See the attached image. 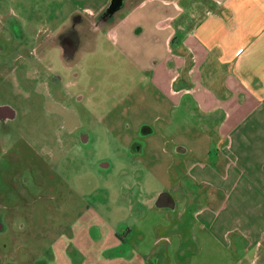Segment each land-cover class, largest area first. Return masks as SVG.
<instances>
[{
  "label": "rangeland",
  "instance_id": "obj_1",
  "mask_svg": "<svg viewBox=\"0 0 264 264\" xmlns=\"http://www.w3.org/2000/svg\"><path fill=\"white\" fill-rule=\"evenodd\" d=\"M73 9L69 0H0V105L19 114L8 133L0 130V156L11 159L12 167L31 164L42 172L34 178L36 190L26 195L11 188L10 169L0 173V207L8 226L0 239L15 255L25 246L34 259L49 242L39 232L42 225L70 224L90 208L116 233L129 228L136 247L150 248L155 236L166 242V213L149 201L161 192L177 194L176 178L215 148L207 134L198 132L209 120L202 124L205 118L190 105L186 117L159 98L120 54L115 40L107 38L102 20H91L90 31L101 32L88 33L73 57L65 58L57 28L72 27ZM214 122L210 118L211 126ZM81 132L87 141L78 138ZM182 148L186 153H180ZM15 221H20L18 231ZM206 239L185 255L169 248L170 264L240 260L228 247L231 236L226 244V239Z\"/></svg>",
  "mask_w": 264,
  "mask_h": 264
},
{
  "label": "crops",
  "instance_id": "obj_2",
  "mask_svg": "<svg viewBox=\"0 0 264 264\" xmlns=\"http://www.w3.org/2000/svg\"><path fill=\"white\" fill-rule=\"evenodd\" d=\"M123 1L106 21L111 0H69L71 23L102 16L107 38L159 98L186 117L190 105L202 124L209 120L198 132L215 148L176 178L177 194L161 192L149 201L166 213V242L155 236L150 248L136 247L129 228L116 233L90 208L70 224L42 225L49 242L38 259L21 245L15 255L0 241V264H170L169 248L185 255L206 244L205 237L226 244L230 236L237 264H264V0H198L195 7V0ZM57 29L64 31L62 24ZM100 32L94 28L92 35ZM5 227L0 218V231Z\"/></svg>",
  "mask_w": 264,
  "mask_h": 264
},
{
  "label": "flooded vegetation",
  "instance_id": "obj_3",
  "mask_svg": "<svg viewBox=\"0 0 264 264\" xmlns=\"http://www.w3.org/2000/svg\"><path fill=\"white\" fill-rule=\"evenodd\" d=\"M102 17V16H101ZM100 17V18H101ZM75 20L72 23V27L68 30H64L63 32H60V36L58 37L59 44L62 47L63 55L67 59H71L78 50L80 46H82L87 39H89V34H93V31H90V23L87 18L83 16L74 17ZM99 18V20H101ZM14 23V22H12ZM92 27V26H91ZM14 30V33H17V36H19L18 27L16 28L15 23L12 24L11 27ZM19 114L17 115L15 111H13L8 105L2 104L0 105V130L8 133L9 131V125L15 121L18 120ZM78 138L83 141L88 140V135L81 132L78 133ZM11 159H5L0 156V173H2L4 170L9 171L14 174L10 180L11 188L14 189V192L23 193L26 195V193H29L32 190H36V186H38L35 183V179L38 175V179L40 178V175L42 172H40V169H37L29 164L28 167L22 168L20 165L17 167H12L14 164L10 163ZM17 168V169H15ZM17 189V190H16ZM19 189V191H18ZM10 196V194H9ZM4 207H0V218L4 220ZM2 234L8 233V228L5 227L2 231H0ZM1 241V239H0ZM4 245H7L6 240H4ZM11 264V263H6Z\"/></svg>",
  "mask_w": 264,
  "mask_h": 264
},
{
  "label": "water",
  "instance_id": "obj_4",
  "mask_svg": "<svg viewBox=\"0 0 264 264\" xmlns=\"http://www.w3.org/2000/svg\"><path fill=\"white\" fill-rule=\"evenodd\" d=\"M123 2V0H111L110 5L106 8L105 12L103 13V18L108 21V19L112 17L113 14L123 6Z\"/></svg>",
  "mask_w": 264,
  "mask_h": 264
}]
</instances>
